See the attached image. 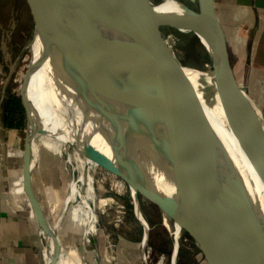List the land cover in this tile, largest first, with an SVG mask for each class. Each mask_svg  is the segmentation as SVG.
<instances>
[{"label": "bare ground", "instance_id": "obj_1", "mask_svg": "<svg viewBox=\"0 0 264 264\" xmlns=\"http://www.w3.org/2000/svg\"><path fill=\"white\" fill-rule=\"evenodd\" d=\"M55 3L65 6L66 0H55ZM197 3L198 0H195L193 6H197ZM185 4V0H159L157 3L153 0H99L98 6L103 20H100L96 26L98 37L92 41L90 52L94 46L100 48V55H103L104 58L101 59L102 65L106 67V78L98 77L100 75L99 67L90 69L91 65L87 63L85 57L88 49L72 60L60 62V64L55 63L57 60L54 59L53 54L47 60L45 58V61L38 67H35L37 71L39 68V72L36 82L29 87V104L33 117L29 127L26 154L24 147L26 178L23 186L29 192L31 202L36 199L39 204L38 206L34 202L31 206L37 212L38 229L45 240L44 247L42 245L45 264H86V261L83 258L84 255H81L82 252L73 248H68L57 256L61 246L60 224L59 222L55 224L50 222L49 216L44 213V208L41 207L31 185V171L38 163L39 152L36 137L39 136L37 130H40L33 120H35L38 111H43V109L45 111L48 109L49 113L54 114L55 126L61 134L60 147L63 151H67L68 146L72 148V155L81 172L76 181L77 184L81 183V192L83 193L80 195L78 192L77 194L76 181H72L69 185L70 193L66 199V202H69L76 194L83 198L81 199L82 205L74 208L76 212L78 209H83L87 213L88 220H95L92 207L84 199L86 191L83 189L86 180L85 168L94 145L97 155L105 153L115 165L121 158L132 162L131 175L128 179L130 184L137 180L141 174H146L152 181L153 190L156 189L167 199L159 195L158 204L162 215V224L168 229L172 239L171 264L175 262V255L181 241L193 242L203 251L208 264H264V260L242 255L237 247L228 246L226 240L222 239L221 241L212 234V216H205L207 207L201 197L200 184L190 185L182 181L176 172L178 169H172V165L165 158L166 149L164 150L161 136L154 135L152 132L155 129L154 125L147 124L148 129H146L141 123L132 124L130 120L125 122L112 118L108 116L113 111L108 107L109 103L106 99L101 97L97 101V97L91 94V98L86 91V100H88L86 102L85 94L82 97L79 91V87L84 84L103 89H106L105 86H111L116 90L126 89L132 93L166 88L169 81L177 77L175 75L176 65L164 62L166 59L165 50L162 51V49L167 47V52L178 59L173 45L177 35H191L198 41V38L179 21L180 16L185 13ZM108 20L111 22V26L104 25L103 21ZM176 23H180L181 26L175 27ZM133 38L137 39L141 45L137 47L133 43ZM34 48L37 61L42 57L41 43L36 40ZM174 56L172 57L174 58ZM53 64L58 67L53 69ZM123 64H128L133 69L135 74L132 73L134 76L131 77V80L117 68ZM81 68L84 70L83 73L76 74L81 72ZM127 71L129 72V69ZM183 71L200 99L203 113L211 129L228 153L241 180L244 193L252 203L257 216L264 219V185L231 135L216 96L214 95L212 98V93L211 95L205 94L206 89L212 91V82L203 79L202 74L194 70L184 68ZM43 97H47L48 103L43 102ZM28 98L29 96H27ZM56 101L60 102V108L56 106ZM99 105L105 108L102 109ZM116 107L117 113H124V105L117 104ZM111 148H114V157L110 153ZM87 185L92 189L89 183ZM130 196L134 197L133 194ZM189 201L193 203L191 204ZM194 201H197L198 204H194ZM105 202V199H100L97 206L101 208ZM135 207L133 208L135 216L144 227H147L146 219L138 207ZM75 219V216L69 217L71 223H74ZM90 232L92 231L88 228L82 234L81 240H84L86 233ZM259 244L264 246V241H258Z\"/></svg>", "mask_w": 264, "mask_h": 264}, {"label": "water", "instance_id": "obj_2", "mask_svg": "<svg viewBox=\"0 0 264 264\" xmlns=\"http://www.w3.org/2000/svg\"><path fill=\"white\" fill-rule=\"evenodd\" d=\"M186 1L192 6L195 4V0ZM25 2L32 17L33 29L27 45L29 61L19 86L20 104L26 116L24 147L29 136L27 130L33 117L26 95L27 81L30 72L44 62L45 58L54 54V59L57 60L55 63L60 64L72 60L88 49L85 57L87 63L91 65L90 69L99 67L98 77L106 78V67L102 65L101 59L104 58L100 55V48L94 46L90 52L92 41L98 37L96 26L100 20H103L100 16L99 0H66L67 6L56 4L55 0H25ZM179 21L198 38V42L206 50L209 58L207 69L183 66L174 55L167 52L166 47L162 49L165 50L164 62L175 63V75H177L169 81L166 88L132 93L126 89L116 90L111 86H105L106 89H103L84 84L79 87V91L82 97L87 91L90 96L92 94L97 97V101L101 97L106 99L109 103L108 107L114 112L108 114L112 118L125 122L130 120L132 124L141 123L146 129H148L147 124L154 125L155 129L152 132L161 136L164 150L166 149L165 158L172 165V169H178L176 172L182 181L190 185L200 184L201 197L207 207L205 216H212V234L221 241L226 240L228 246L237 247L242 255L264 260V246L258 245V241H264V219L257 216L252 203L244 193L233 163L211 129L203 113L200 99L185 77L183 69L194 70L202 74L203 79L212 82V91L206 89L205 94L212 93V98L216 96L231 135L262 185H264V111L247 94L245 88L238 84L234 76L213 0H198L197 6L193 8L185 4V13L180 16ZM103 22L104 25L111 26L109 20ZM180 23L174 26L180 27ZM36 40L44 46V53L40 59L32 61L31 45ZM117 68L130 80L135 74L128 64ZM80 71L76 74L81 75L84 70L81 68ZM84 100L88 101L86 94ZM117 104L124 105V113L119 114L115 111ZM33 121L38 122L37 118ZM40 134H45L42 129ZM125 160L131 168L132 162ZM25 169L23 151V175ZM121 173L131 194L134 195L132 198L134 201L135 184L138 179L146 177L152 184L146 174H141L130 184L128 182L130 176L126 175L124 168ZM23 190L28 201L31 202L29 192L25 188ZM159 195L161 194L154 189L158 207ZM161 197L166 199L163 195ZM34 202L39 206L36 199ZM34 202L31 204L33 205ZM194 204L198 202L194 201ZM33 213L36 221H39L37 212L33 211ZM147 233L148 227H144L141 243H145ZM198 249L208 264L203 251Z\"/></svg>", "mask_w": 264, "mask_h": 264}, {"label": "rangeland", "instance_id": "obj_3", "mask_svg": "<svg viewBox=\"0 0 264 264\" xmlns=\"http://www.w3.org/2000/svg\"><path fill=\"white\" fill-rule=\"evenodd\" d=\"M158 1L153 0L155 3ZM15 3L16 0L9 1L10 9L16 8ZM185 3L190 8L194 7L186 0ZM25 11L22 23L19 21V24H24V27H17L10 23L8 21L10 18L0 25V68L2 72L0 74V135L5 134L9 142L15 141L18 144V149L14 153L17 163L14 171L16 175L22 173L26 136V116L20 105L19 86L29 61L27 45L33 29L32 17L27 4ZM177 36L173 45L180 63L188 68L207 69L209 58L204 47L191 35ZM133 43L137 47L141 45L135 38H133ZM41 50V54H43L44 46L42 44ZM31 51L33 53L32 61H36L34 42L31 45ZM229 60L231 59L229 58ZM233 61L232 58L230 62L233 63ZM56 66L53 64V69L58 67ZM38 72L39 68L38 71L37 68H34L29 74L26 88L28 100L30 99L29 87L36 82ZM236 76L238 83L243 84L240 75ZM42 100L44 103H48L47 97H43ZM55 104L60 108L59 101H56ZM49 112L50 110L43 109V111H38L35 116L39 122L36 121L35 124L45 134H40V130H37V133L39 132V136L36 137L39 154L38 163L31 171V185L41 207L44 208V213L49 216L50 222L53 224L59 222L60 224L61 246L57 256L68 248H73L82 252L81 255H84L86 264H171L172 239L168 229L162 224V215L154 196L152 184L146 177L138 179L135 184L136 199L134 201L130 196V188L121 173L122 168H125L126 175H131L129 164L125 159L121 158L115 165L105 153L97 155L93 145L89 162L85 168L86 180L83 189L86 191L84 199L92 207L95 220H88L87 213L83 209H78L77 212L74 210L82 205L81 199L83 198L77 195L78 192L80 195L83 193L81 192L82 185L80 182L77 184L76 181L81 172L72 155V148L68 146L67 151H63L60 147L61 134L55 126L54 114ZM29 131L28 128V135ZM26 147L27 143L25 154ZM110 153L113 157L115 156L114 148H111ZM72 181H76L77 194L71 201L66 202L71 189L69 185ZM87 181L92 189L87 185ZM100 199L106 200L105 205L101 208L97 206ZM135 206L147 221L148 233L145 243H141L144 227L134 214ZM31 211V214L34 215V207ZM69 215L76 217L74 223L69 220L71 217ZM85 228L86 230L90 228L93 233H86L84 240H81L82 234L86 231ZM41 239L44 247L45 240L42 235ZM190 242H180L174 264H206L203 254L193 242Z\"/></svg>", "mask_w": 264, "mask_h": 264}, {"label": "crops", "instance_id": "obj_4", "mask_svg": "<svg viewBox=\"0 0 264 264\" xmlns=\"http://www.w3.org/2000/svg\"><path fill=\"white\" fill-rule=\"evenodd\" d=\"M9 1L0 0V25L10 18L24 27L25 0H16L14 10ZM213 5L234 76L240 75L238 84L264 111V0H213ZM17 147L0 135V264H44L38 221L23 190L26 176L14 174Z\"/></svg>", "mask_w": 264, "mask_h": 264}, {"label": "trees", "instance_id": "obj_5", "mask_svg": "<svg viewBox=\"0 0 264 264\" xmlns=\"http://www.w3.org/2000/svg\"><path fill=\"white\" fill-rule=\"evenodd\" d=\"M21 105V104H20ZM22 107V106H21Z\"/></svg>", "mask_w": 264, "mask_h": 264}, {"label": "flooded vegetation", "instance_id": "obj_6", "mask_svg": "<svg viewBox=\"0 0 264 264\" xmlns=\"http://www.w3.org/2000/svg\"><path fill=\"white\" fill-rule=\"evenodd\" d=\"M143 260V259H142Z\"/></svg>", "mask_w": 264, "mask_h": 264}]
</instances>
